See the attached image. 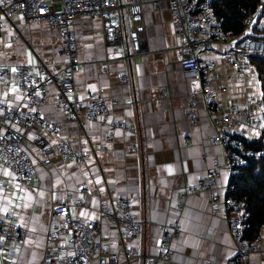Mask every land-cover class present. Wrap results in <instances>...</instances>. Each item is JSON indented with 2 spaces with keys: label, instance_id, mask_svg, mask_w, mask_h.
<instances>
[{
  "label": "crops",
  "instance_id": "obj_1",
  "mask_svg": "<svg viewBox=\"0 0 264 264\" xmlns=\"http://www.w3.org/2000/svg\"><path fill=\"white\" fill-rule=\"evenodd\" d=\"M140 1L146 45L144 52L130 62L105 49L98 19L78 18L73 25L81 63L74 80L76 95L89 98L100 94L108 109L105 120L125 122L133 132L115 130L109 136L107 124L92 121L79 131L76 124L65 121L50 96L39 109L45 123L56 126L55 133H47L48 142L56 150L66 140L74 151L89 150V159L76 165L55 155L52 163L43 167L38 150L26 143L24 149L29 152L38 180L23 184L8 170H0V183L7 184L4 192L0 189V216L12 213L25 231L17 264L40 263L45 234L54 224L51 209L64 197L70 201L69 212L85 220L96 219L102 201L131 199L141 231L133 241L140 257L129 264H146L158 254L166 236L176 264H227L234 256L235 246L221 211L210 213L211 194L183 198L177 194L182 187L196 184L214 162L222 164L224 151L210 145L216 133L201 102L200 83L180 68L168 5L163 2L154 8V0ZM261 23L260 27L264 19ZM122 26L124 37L130 27L125 17ZM54 34L44 22L26 25L13 20L6 24L0 34V67L42 64L50 71L58 70L65 57L51 39ZM237 48L238 37L201 51L199 61L215 62L216 103L223 105L230 126L244 131L246 140L252 141L261 128L244 124L242 115L244 110L259 114L254 72L246 65L240 74L222 58ZM119 76L129 80L122 84ZM190 97L197 103L192 118L186 116ZM1 102L25 109L15 77L10 78L8 86L0 84ZM217 183L220 188L214 193L220 201L224 197L221 191L228 184L223 170L218 172ZM83 192L87 196L85 205L78 206L75 202ZM102 229L103 239L120 250L115 231L104 222ZM257 239L261 250L250 255V264H264V234Z\"/></svg>",
  "mask_w": 264,
  "mask_h": 264
},
{
  "label": "built area",
  "instance_id": "obj_2",
  "mask_svg": "<svg viewBox=\"0 0 264 264\" xmlns=\"http://www.w3.org/2000/svg\"><path fill=\"white\" fill-rule=\"evenodd\" d=\"M168 5L170 25L177 36L179 65L185 74L200 83L201 102L203 103L210 125L215 130L211 146H219L224 151V162H214L205 170L203 177L193 186H184L177 191L179 197L193 196L199 193L211 194L208 205L210 213L219 210L227 223L232 237L235 253L227 264H250L249 258L261 250L259 240L247 243L244 231L247 229L246 215L238 205L226 199L227 187L221 191L224 197L219 201L215 191L218 172L223 170L230 178L249 157H257L245 146L244 131H235L224 113L223 105L216 103L213 86L215 62L199 61L201 51H209L215 44L226 43L238 37V50L228 51L223 61L243 74L246 68V56L264 54V43L245 38L259 15L258 8L248 14L244 21L245 29L240 36L231 37L221 31L220 23L212 16L211 0H154L152 6L160 3ZM143 3L129 0L121 5L120 0H3L0 3V34L6 24L21 20L29 25L44 22L55 31L52 41L58 44V50L65 62L56 71L47 66L18 65L14 68L0 67V84L9 85L15 77L18 89L25 102V109L0 103V170H8L17 182L34 183L38 180L35 166L29 158L24 145L29 143L40 155V164L46 167L56 155L65 162L84 164L90 157V151L71 149L69 142L63 140L56 150L47 140V133L56 132V126H48L40 115L39 109L50 96L68 123L76 124L79 131L87 121L107 124L109 136L115 130L133 132L125 122H107L108 109L100 94L89 98H80L75 93V76L80 72L81 63L77 55V45L73 25L78 18L98 19L100 34L105 49H111L123 60L131 61L145 50L146 37L143 20ZM126 18L130 27L123 37L122 20ZM126 45V51L123 47ZM123 52V53H122ZM128 77L119 76V82L125 84ZM116 105V102H112ZM197 103L189 98L186 116L192 118ZM244 124L260 129L259 114L244 110ZM3 192L6 182L0 183ZM221 194V196H222ZM86 193H81L75 202L84 206ZM70 201L62 198L51 210L53 227L44 237L43 258L39 264H129L140 255L133 241L141 231L139 221L131 199L105 200L99 203L95 220H85L69 212ZM115 231L120 250H115L103 239L102 224ZM25 231L17 224L15 215L6 213L0 216V264H17L16 256L23 246ZM168 236L160 245L158 254L146 260V264H176L167 244Z\"/></svg>",
  "mask_w": 264,
  "mask_h": 264
},
{
  "label": "trees",
  "instance_id": "obj_3",
  "mask_svg": "<svg viewBox=\"0 0 264 264\" xmlns=\"http://www.w3.org/2000/svg\"><path fill=\"white\" fill-rule=\"evenodd\" d=\"M258 8L259 15L246 39L264 43V1L262 0H211L212 16L220 23L221 31L231 37L240 36L244 29V21L248 14ZM245 63L251 67L257 87L259 88V115L261 122L260 135L244 144L257 157L245 159L237 173L230 177L225 198L239 206L246 215L247 229L244 240L250 243L264 234V54L248 55ZM103 235V234H102Z\"/></svg>",
  "mask_w": 264,
  "mask_h": 264
},
{
  "label": "snow or ice",
  "instance_id": "obj_4",
  "mask_svg": "<svg viewBox=\"0 0 264 264\" xmlns=\"http://www.w3.org/2000/svg\"><path fill=\"white\" fill-rule=\"evenodd\" d=\"M3 2V0H0V3H2Z\"/></svg>",
  "mask_w": 264,
  "mask_h": 264
},
{
  "label": "rangeland",
  "instance_id": "obj_5",
  "mask_svg": "<svg viewBox=\"0 0 264 264\" xmlns=\"http://www.w3.org/2000/svg\"><path fill=\"white\" fill-rule=\"evenodd\" d=\"M263 17H264V15H263ZM258 92H259V88H258ZM52 210V209H51Z\"/></svg>",
  "mask_w": 264,
  "mask_h": 264
},
{
  "label": "bare ground",
  "instance_id": "obj_6",
  "mask_svg": "<svg viewBox=\"0 0 264 264\" xmlns=\"http://www.w3.org/2000/svg\"><path fill=\"white\" fill-rule=\"evenodd\" d=\"M234 50H236V49H234ZM103 236V235H102Z\"/></svg>",
  "mask_w": 264,
  "mask_h": 264
}]
</instances>
